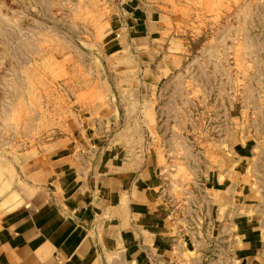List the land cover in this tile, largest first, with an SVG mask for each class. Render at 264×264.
Wrapping results in <instances>:
<instances>
[{"label": "crops", "instance_id": "0c3cea01", "mask_svg": "<svg viewBox=\"0 0 264 264\" xmlns=\"http://www.w3.org/2000/svg\"><path fill=\"white\" fill-rule=\"evenodd\" d=\"M125 3L120 25L105 32L104 62L88 78L97 87L78 89L68 134L33 160L43 163L35 169L41 184L30 197L10 195L17 206L0 212V264H152L193 246L195 225L175 201L174 181L186 177L178 164L190 161L181 146L193 127L177 105L160 104L182 63L175 22L156 0ZM233 118L218 137L201 139L202 204L218 196L212 208L228 212L219 224L231 228L241 258L258 260L264 120L243 137L247 126Z\"/></svg>", "mask_w": 264, "mask_h": 264}, {"label": "rangeland", "instance_id": "374dc122", "mask_svg": "<svg viewBox=\"0 0 264 264\" xmlns=\"http://www.w3.org/2000/svg\"><path fill=\"white\" fill-rule=\"evenodd\" d=\"M156 1L175 22L182 62L174 81L162 86L160 104L165 111L177 105L193 127L190 144L181 146L190 161L173 170L186 174L174 178L175 201L191 215L195 234L190 251L152 264H264V258L239 256L231 228L219 224L228 212L212 208L218 196H205L202 204L200 145L206 133L218 137L221 126H232L235 115L247 126L243 137L264 120V0ZM125 2L0 0V212L17 206L7 203L10 195L30 197L41 184L35 169L43 163L33 160L74 124L75 93L96 86L88 78L104 62L105 32L120 25ZM169 91L176 95L167 96ZM261 202L264 224V197Z\"/></svg>", "mask_w": 264, "mask_h": 264}, {"label": "bare ground", "instance_id": "6f19581e", "mask_svg": "<svg viewBox=\"0 0 264 264\" xmlns=\"http://www.w3.org/2000/svg\"><path fill=\"white\" fill-rule=\"evenodd\" d=\"M7 203H9V204H11V205L13 204V203H12V202H10V201H8ZM9 204H8V205H9ZM14 204H15V203H14ZM5 205H6V204H5Z\"/></svg>", "mask_w": 264, "mask_h": 264}]
</instances>
